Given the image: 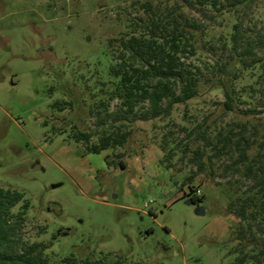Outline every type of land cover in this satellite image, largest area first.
<instances>
[{"label":"rangeland","instance_id":"rangeland-1","mask_svg":"<svg viewBox=\"0 0 264 264\" xmlns=\"http://www.w3.org/2000/svg\"><path fill=\"white\" fill-rule=\"evenodd\" d=\"M175 3L183 24L202 25L195 53L181 54L200 76L197 94L167 117L134 119L122 148L82 153L85 142L71 134L100 129L90 108L117 80L110 66L118 39L150 34V19ZM240 8L215 11L182 0H0V186L29 200L20 234L49 244L46 264L71 254L80 263L106 256L119 264H234L236 248L247 241L235 238L240 224L231 209L251 181L243 165H230L235 150L225 154L213 145L230 134L250 141L249 154L264 151L260 67L245 68L246 56L238 55L246 38L264 32V0ZM225 89L232 110L223 104ZM70 100L63 110L52 106ZM107 104L114 111L119 100ZM197 122L207 139L187 134ZM197 148L205 154L201 171L191 161ZM115 153H123L124 169L107 167L104 156ZM193 194L201 199L187 203Z\"/></svg>","mask_w":264,"mask_h":264},{"label":"trees","instance_id":"trees-1","mask_svg":"<svg viewBox=\"0 0 264 264\" xmlns=\"http://www.w3.org/2000/svg\"><path fill=\"white\" fill-rule=\"evenodd\" d=\"M183 4L195 3L200 7H209L215 11H222L226 7L235 12L249 8L256 0H182ZM143 5L152 9V3ZM177 4L168 6L156 14L149 21L150 34H129L118 39L115 45V63L110 66V74L116 78V82L107 96L101 99L90 113L97 119L100 129L94 131L77 130L72 132L74 141H84L85 150L82 153H100L106 149L123 147L131 135V124L134 119L167 117L173 106L177 103H186L197 94L200 76L189 69L181 54L195 53L196 33L202 27L199 23L188 22L183 24L179 18L180 11ZM153 11V10H152ZM153 13H155L153 11ZM196 26L190 30L188 27ZM239 25H234L231 34L234 51L239 50L238 35ZM241 39V37H240ZM241 41V40H240ZM244 48L239 50L243 66L259 64L260 73L257 78L259 88L264 89V32L258 33L254 38H246L243 41ZM258 52L261 55H258ZM223 65L218 66V72L222 73ZM223 102L226 110L233 109L234 98L230 92L224 90ZM119 100V105L114 111H110L107 100ZM73 101L53 102L52 106L58 110L65 109V105L72 106ZM144 104L143 110L137 112V107ZM102 114V115H101ZM184 129H186V126ZM245 127V125H243ZM206 129L200 123H195L188 129L187 134L197 139H207ZM97 135V141L89 143L93 135ZM217 135H221L218 132ZM243 137L230 134L222 136L221 146L213 145L220 152L238 153L236 159L231 162L236 170L243 165V176L250 180L251 184L243 190V195L237 198L231 211L239 222L238 233L235 238L239 241L246 240L252 250H246V243L241 245L239 255L234 264H244L250 260L253 264L264 263V151L257 150L249 154L250 141ZM123 153H115L114 157L104 156L107 167H120L124 169L125 163L121 160ZM203 149L197 148L191 158L197 166V171L203 169ZM229 165V167H231ZM169 167V164L167 165ZM192 176L188 177L189 181ZM200 196L193 194L190 202L196 203ZM19 204L16 212L12 209ZM30 202L24 194L9 187L0 186V264H46L44 251L49 247L48 243H29L22 239L21 225L25 221ZM76 260L73 254L64 257L59 264H119L120 259L109 261L105 258Z\"/></svg>","mask_w":264,"mask_h":264},{"label":"water","instance_id":"water-1","mask_svg":"<svg viewBox=\"0 0 264 264\" xmlns=\"http://www.w3.org/2000/svg\"><path fill=\"white\" fill-rule=\"evenodd\" d=\"M187 203H190V200H187ZM196 213L198 214H203L204 213V208L202 206H199L197 209H196Z\"/></svg>","mask_w":264,"mask_h":264}]
</instances>
